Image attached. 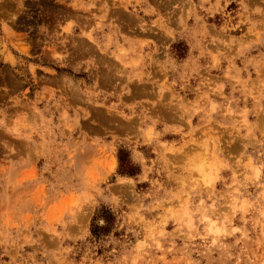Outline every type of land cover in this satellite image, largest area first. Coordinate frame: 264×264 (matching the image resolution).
Listing matches in <instances>:
<instances>
[{
	"label": "rangeland",
	"instance_id": "1",
	"mask_svg": "<svg viewBox=\"0 0 264 264\" xmlns=\"http://www.w3.org/2000/svg\"><path fill=\"white\" fill-rule=\"evenodd\" d=\"M0 264H264V0H0Z\"/></svg>",
	"mask_w": 264,
	"mask_h": 264
},
{
	"label": "bare ground",
	"instance_id": "2",
	"mask_svg": "<svg viewBox=\"0 0 264 264\" xmlns=\"http://www.w3.org/2000/svg\"><path fill=\"white\" fill-rule=\"evenodd\" d=\"M201 156V155H200ZM198 157V156H197ZM201 157H203V155L201 156ZM198 159V158H197ZM204 159H206V160H203L202 158H201V160H203L204 161V163L206 162V161H208L207 160V158L204 156ZM199 160V159H198ZM197 160V161H198ZM200 160V161H201ZM210 162H212V161H210ZM194 163H196L194 166L196 167V168H198L201 172L204 170V167L205 166H203V164L204 163H202V162H194ZM211 164V163H210ZM213 164V163H212ZM204 165H206V164H204ZM212 168H213V166H212ZM205 169H207V166L205 167ZM208 169H209V167H208ZM197 170V169H196ZM210 170H211V168H210ZM202 175V174H201ZM207 177V176H206ZM209 180H211V178L209 179ZM143 244V243H142Z\"/></svg>",
	"mask_w": 264,
	"mask_h": 264
}]
</instances>
